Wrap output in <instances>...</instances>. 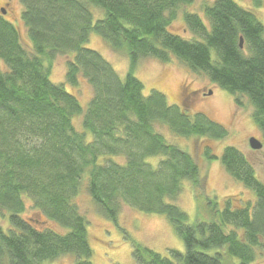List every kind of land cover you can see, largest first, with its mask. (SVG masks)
I'll return each mask as SVG.
<instances>
[{
  "label": "trees",
  "instance_id": "1",
  "mask_svg": "<svg viewBox=\"0 0 264 264\" xmlns=\"http://www.w3.org/2000/svg\"><path fill=\"white\" fill-rule=\"evenodd\" d=\"M194 1L20 0L24 35L0 15V264H43L66 255L75 256L74 264H93L89 221L75 202L83 185L112 220L124 205L168 216L185 253L170 250L166 257L135 244L136 264H252L264 251V183L238 148H224L221 160L255 192L253 205L230 198L219 210L210 200L212 220L191 224L172 202L187 182L202 189L204 175L157 127L187 138L221 139L228 132L158 90L145 95L135 75L143 58L177 59L234 95L238 105L245 96L264 141V23L236 0H213L204 16L183 13L192 37L172 32L180 9ZM252 1L256 8L262 4ZM90 4L104 16L95 21ZM93 32L113 50L127 51L124 78L87 46ZM60 55L69 56L66 83L73 88L84 78L93 88L85 112L76 94L50 79ZM79 115L83 130L74 122ZM150 157L160 158L152 163ZM26 200L34 211L28 216Z\"/></svg>",
  "mask_w": 264,
  "mask_h": 264
},
{
  "label": "rangeland",
  "instance_id": "2",
  "mask_svg": "<svg viewBox=\"0 0 264 264\" xmlns=\"http://www.w3.org/2000/svg\"><path fill=\"white\" fill-rule=\"evenodd\" d=\"M5 1L0 0V7L5 5ZM212 1L195 0L194 3L183 6L177 18L172 22L170 30L184 37H192V33L187 29L183 19V13L196 12L204 16V5L210 4ZM236 1L240 5L252 9L264 23V0L259 8L254 6L252 0ZM10 2L6 6V13L0 10V15L16 25L24 35L26 26L22 23L21 18L23 4L20 0H10ZM90 9L95 21L104 16V10L101 8L90 4ZM24 42L26 41L24 40ZM25 45L31 46L27 42ZM87 46L97 50L124 78L129 68L126 50L123 52L113 50L105 39L94 32L91 33ZM68 60L69 56L66 55L56 58L50 79L55 83H64L69 92L76 94L85 112L94 91L84 78H80L78 86L73 88L66 83L65 73ZM135 75L143 82L145 95H149L152 89L158 90L166 95L169 103L177 104L192 115L201 112L223 126L228 132V135L221 139L213 137L187 138L172 133L165 126L157 127L169 143L189 152L202 169L203 188L197 189L187 182L180 194L172 201L188 214L189 223H208L212 220L213 217L209 210L213 204L210 200L217 203L219 210L224 207L225 200L230 198L233 199L234 204H240L238 199H242L253 205L256 199L255 192L235 180L225 170L221 160L224 148L227 146L238 148L246 155L256 176L264 183V145L261 149H254L249 142L251 137L263 139L253 119L254 108L248 99L241 96V103L238 105L234 95L210 82L203 74L190 71L177 59L163 63L155 58H143L138 64ZM210 91L212 92L210 93ZM82 118L83 115H79L74 120L79 130H83ZM87 139H91L89 133ZM207 150L216 158H209L206 155ZM159 158L150 157L148 160L157 163ZM118 160L124 161V158L118 157ZM75 202L89 221L88 233L93 250V264H136L133 257L135 244L151 248L166 257H170V250L185 253L186 247L183 239L165 214L146 213L124 205L117 220H112L101 213L89 195L86 185H83L80 193L75 197ZM26 203L25 216H28L34 211L31 201L26 200ZM53 226L60 229L57 223H54ZM62 228L63 231H67L65 227ZM74 262V255H66L59 259L48 260L43 264H74ZM252 264H264V251L257 252L256 259Z\"/></svg>",
  "mask_w": 264,
  "mask_h": 264
},
{
  "label": "water",
  "instance_id": "3",
  "mask_svg": "<svg viewBox=\"0 0 264 264\" xmlns=\"http://www.w3.org/2000/svg\"><path fill=\"white\" fill-rule=\"evenodd\" d=\"M4 13L6 12L4 11ZM241 47H243V39H241ZM211 92L212 91H210V93ZM249 142H250L251 147L254 149H261L263 147V142L256 137H251Z\"/></svg>",
  "mask_w": 264,
  "mask_h": 264
},
{
  "label": "flooded vegetation",
  "instance_id": "4",
  "mask_svg": "<svg viewBox=\"0 0 264 264\" xmlns=\"http://www.w3.org/2000/svg\"><path fill=\"white\" fill-rule=\"evenodd\" d=\"M9 3H11L10 0H6V1H5V5L0 7V10H3V13H4V11L7 9L6 6H7ZM0 12H1V11H0Z\"/></svg>",
  "mask_w": 264,
  "mask_h": 264
}]
</instances>
